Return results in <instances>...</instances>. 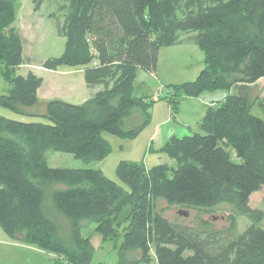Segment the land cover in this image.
Here are the masks:
<instances>
[{
	"label": "trees",
	"instance_id": "obj_1",
	"mask_svg": "<svg viewBox=\"0 0 264 264\" xmlns=\"http://www.w3.org/2000/svg\"><path fill=\"white\" fill-rule=\"evenodd\" d=\"M16 1L0 0V76L7 84L0 107L38 115L28 109L38 103L42 78L31 71L16 74L27 64L14 24ZM64 1L63 20L55 18L63 52L42 67L81 69L87 87L101 88L80 104L49 100L40 114L45 123L0 115L4 232L53 254V264L90 263L93 247L82 235V221L94 223L104 241L120 240L117 264H150L151 249L155 264H264V210L249 206L251 194L264 187V118L254 113L262 104L250 95V86L264 78V0ZM183 43L202 51V69L193 80L166 85L165 94L152 98L136 84L137 71L155 74L159 50ZM233 88L236 94L206 105L196 130L146 149L165 154L171 164L148 168L143 160H120L115 174L122 185L97 168L47 163L49 151L84 162L102 160L111 152L102 133L134 137L149 124L157 100L164 99L175 118L184 98ZM53 183L64 184L51 192V201L70 222L68 247L43 212L46 187ZM160 201L195 209L228 204L250 224L229 237L201 233L165 218ZM130 250L138 258L129 259Z\"/></svg>",
	"mask_w": 264,
	"mask_h": 264
},
{
	"label": "rangeland",
	"instance_id": "obj_2",
	"mask_svg": "<svg viewBox=\"0 0 264 264\" xmlns=\"http://www.w3.org/2000/svg\"><path fill=\"white\" fill-rule=\"evenodd\" d=\"M64 0H42L35 8L36 0H17V18L15 25L19 28L23 38V55L27 59L24 64L16 70V74L26 75L28 71L42 78V90L39 92L38 103L29 112L38 115L16 114L3 107H0V115L9 119H16L23 122H48L46 118L40 116L44 113L45 104L49 100L58 99L72 104H80L82 100L92 96L93 89L97 87H87L84 82L83 70L66 65L55 70L42 67L43 61L50 57L59 56L64 49L65 39L59 36L55 30V18L63 20L65 11L61 6ZM160 58H158L157 77H149L143 70H138L136 84L143 78L148 80V94L156 98L157 94H165L166 84L159 80H170L171 84H179L193 80L203 67V53L193 43H183L161 48ZM156 69L155 72L156 73ZM155 75V74H153ZM162 79H157L160 76ZM7 84L0 77V94L5 93ZM237 89L231 91L217 90L205 92V100L219 102L228 94H236ZM250 95L258 99L260 104H264V78L258 80L256 86L250 88ZM165 101L164 99H161ZM211 102V101H209ZM260 108L255 105V114H260ZM264 116V110L261 112ZM261 116V115H260ZM262 117V116H261ZM138 120V117H137ZM131 125V124H130ZM129 125V126H130ZM128 127V126H127ZM150 127L146 125L137 135L131 138H121L117 135L103 132V138L110 144L111 152L107 157L99 161L84 162L75 158L72 154L49 151L47 153V163L50 167L67 168H97L105 175L115 180L120 185L115 174V168L120 160H138L141 158L146 146L145 131ZM195 129V127L193 126ZM198 131V129H197ZM166 157V156H163ZM150 160H147L149 163ZM157 164L164 161H155ZM62 183L49 184L46 187L43 198V212L47 218L56 225L58 238L64 245L71 246L70 222L59 214L51 201V192L55 189H62ZM264 187L251 194L249 206L252 209L264 210L263 202ZM158 203V209L163 208V216L170 221L188 226L201 233L209 231L217 232L220 237H229L232 234L241 233L250 224L247 216L239 215L228 204H220L209 209L181 208L177 206L168 207L166 204ZM186 214V215H185ZM235 220L233 233L230 232L232 218ZM82 235L90 238L93 247L92 257L89 264H117L120 240L104 241L100 234L95 232V224L82 221ZM152 261L155 264V252L151 249ZM137 250L127 252L129 259L138 258ZM55 256L32 244L19 242L9 237L0 226V264H53ZM60 258V257H59ZM144 264V263H139Z\"/></svg>",
	"mask_w": 264,
	"mask_h": 264
},
{
	"label": "crops",
	"instance_id": "obj_3",
	"mask_svg": "<svg viewBox=\"0 0 264 264\" xmlns=\"http://www.w3.org/2000/svg\"><path fill=\"white\" fill-rule=\"evenodd\" d=\"M158 58H160V51L158 53ZM198 73L196 75H198ZM148 75L151 78H152V76L154 78L157 77V69H156L155 75H153V74H148ZM146 78H148V77H146ZM146 78H143L138 83V85H144L145 88L147 89L148 80ZM157 79L158 80L162 79V77L160 76ZM159 81H160V83H163L166 85L171 84L170 82H168L170 80H162V81L159 80ZM257 82H255L253 85H251L250 88L252 86H256ZM42 84H43V82H42ZM41 90H42V85L40 86V88L37 91L38 97H39V92ZM97 90H98V88H97ZM97 90L93 89L92 93H94ZM203 96H204V93L199 97L184 98L183 100H181L179 103V110H178V113L175 116V118H171L170 106L166 101L157 100L156 102H154V104L151 107V119H150V122L148 124L150 127H148V129H146V131H145V137L147 138L145 150L143 151V154H142L140 159L133 160V161L143 160L146 167H148V168L157 164V162H155V161H161L162 160V161H164L163 163L171 164L172 160H170L165 154L146 152V149L150 145L154 149H158L163 145V143L169 137H171V136L182 137V136L188 135L191 132H193L194 130H196L197 124L199 123L202 116L204 115L206 105L207 104H213L216 102L214 100H205V98ZM88 98H90V97H88ZM88 98H86L82 101L84 102ZM209 101H211V102H209ZM256 106H257V104H256ZM259 110H260V114H258V115H261L264 118V116L261 114V112L264 110V104L263 103H262V107H260ZM254 111H255V106H254ZM193 126L195 127V129L193 128ZM163 156H166V157H163ZM147 160H150V162L147 163Z\"/></svg>",
	"mask_w": 264,
	"mask_h": 264
},
{
	"label": "water",
	"instance_id": "obj_4",
	"mask_svg": "<svg viewBox=\"0 0 264 264\" xmlns=\"http://www.w3.org/2000/svg\"><path fill=\"white\" fill-rule=\"evenodd\" d=\"M186 215V214H185Z\"/></svg>",
	"mask_w": 264,
	"mask_h": 264
}]
</instances>
